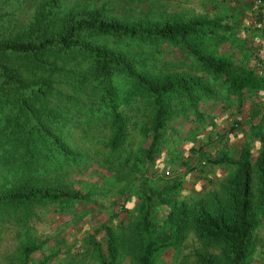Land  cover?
Masks as SVG:
<instances>
[{
	"label": "rangeland",
	"instance_id": "rangeland-1",
	"mask_svg": "<svg viewBox=\"0 0 264 264\" xmlns=\"http://www.w3.org/2000/svg\"><path fill=\"white\" fill-rule=\"evenodd\" d=\"M44 0H0V36H16L29 32V22L42 7ZM62 8L88 9L102 7L108 15H116L129 22H156L167 18L223 15V22L243 23L241 13L246 11V0H56ZM252 22V21H251ZM104 41L133 60L136 69L152 78L179 74L190 76L207 87L202 95L205 103L201 114H176L167 123L166 140L152 165L143 155L146 145L144 127L148 113L141 101H136L128 114L130 137L126 150L113 151L106 144L112 133L110 120L96 108L95 88L83 81L81 93L62 85L64 91L76 94L50 96L48 105L64 103L62 110L44 114L42 122L59 134L61 140L77 153V159L56 161L47 158L45 169L24 172L21 163L0 158V190L18 187L58 188L89 193L87 199L73 204L38 203L27 213L24 207L16 209L21 222L12 218L14 211L0 213V264H107L104 225L114 232L117 264H135L137 239L142 216V195L151 192L154 201V226L164 234L170 221L168 208L173 207L177 217L181 200L186 201L192 215L197 207H214L225 197V185L234 167L214 164L210 158L221 153L238 156L249 147L254 162L261 148L256 133L264 131V86L249 95L247 104L227 86L213 70L191 61L183 46L160 42L154 45L134 41ZM239 41L229 37L217 46L204 50L239 60ZM121 44V45H120ZM236 47H235V46ZM240 57V58H239ZM237 58V59H236ZM58 80V78H56ZM126 80L117 78L121 86ZM90 83V82H88ZM58 84V83H57ZM130 86V85H129ZM243 93H246L244 91ZM243 97V94H241ZM64 96V97H62ZM178 111V112H177ZM54 122V123H52ZM61 123V124H60ZM139 124V125H141ZM126 148V147H125ZM129 160L127 161V159ZM44 156L38 154L41 163ZM254 195L257 192L254 173ZM179 186L171 195H163L168 186ZM256 198V197H255ZM173 204V206H172ZM258 217L250 239L249 261L264 264V210ZM20 223V224H19ZM180 240L165 248L155 264H200L198 253L220 255L219 243L201 240L191 223L179 232Z\"/></svg>",
	"mask_w": 264,
	"mask_h": 264
},
{
	"label": "trees",
	"instance_id": "trees-1",
	"mask_svg": "<svg viewBox=\"0 0 264 264\" xmlns=\"http://www.w3.org/2000/svg\"><path fill=\"white\" fill-rule=\"evenodd\" d=\"M222 19L223 15H198L134 23L108 15L102 7L65 9L56 0H44L28 24V33L0 36V158L21 163L23 171L29 173L45 169L48 157L57 162L76 160L77 153L39 116L50 117L53 111L64 108L60 101L49 106L50 96L58 99L61 95L76 96L74 92L81 93L83 81H88L90 83L86 84L95 88L97 111L110 120L112 133L106 144L113 151L123 149L128 153L126 143L130 137V118L134 115H129L128 110L136 103L133 99L141 101L148 113L145 116L148 125H142L141 119L136 120V124L140 129L144 127L146 145L142 149L147 170V165L154 163L165 143L167 123L176 114L175 108L179 106L182 114L190 110L200 116L201 106L206 101L201 97L208 89L199 79L190 76L172 74L152 78L136 69L133 60L119 49V45L110 46L104 41L111 40L110 37L123 41L124 45L144 42L157 50H161L160 42L183 46L191 61L223 77L232 91H257L264 86V77L254 68L217 54L215 48L204 50L236 37L234 29L240 26ZM118 77L126 80L121 86L117 85ZM64 79L73 93L64 91ZM40 110L44 114L38 113ZM256 136L261 148L254 162L248 146H244L238 156L221 153L210 158L216 165L234 167L226 181L224 199L214 207L200 205L192 215L186 201L181 200L177 217L173 215V207L168 208L170 223L164 234L154 226L156 195L143 193L135 264H155L165 248L180 240L179 232L189 222L201 240L219 243L221 247L220 255L198 253L200 264H251L248 259L250 239L262 213L256 207L264 210V131H258ZM38 154L44 156L41 163L37 160ZM254 173L257 195H254ZM178 186L172 183L163 195H171ZM89 196L79 190L42 189L30 185L0 190V213L11 208L15 212L14 221L22 223L16 216L19 207L26 209L25 218H28L29 209L38 203L56 202L65 206ZM103 230L107 264H117L113 229L104 225Z\"/></svg>",
	"mask_w": 264,
	"mask_h": 264
},
{
	"label": "crops",
	"instance_id": "crops-1",
	"mask_svg": "<svg viewBox=\"0 0 264 264\" xmlns=\"http://www.w3.org/2000/svg\"><path fill=\"white\" fill-rule=\"evenodd\" d=\"M246 1L248 2L245 7L246 11L240 14L245 22L237 24V27L240 26L239 29H234L235 39L239 41V44L237 45L236 42V45L241 53V58L239 57L238 61L243 66L254 68L258 75L264 77V4L258 6L248 0ZM245 91L246 93L243 91L242 93L238 92V94L245 101L244 104H247L246 101L248 102L249 95L253 91L246 89Z\"/></svg>",
	"mask_w": 264,
	"mask_h": 264
},
{
	"label": "built area",
	"instance_id": "built-area-1",
	"mask_svg": "<svg viewBox=\"0 0 264 264\" xmlns=\"http://www.w3.org/2000/svg\"><path fill=\"white\" fill-rule=\"evenodd\" d=\"M248 1L254 3L255 5H258V6L264 4V0H248Z\"/></svg>",
	"mask_w": 264,
	"mask_h": 264
}]
</instances>
